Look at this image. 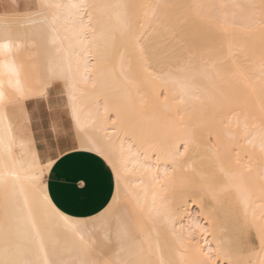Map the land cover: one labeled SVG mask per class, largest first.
I'll return each instance as SVG.
<instances>
[{"label": "bare ground", "instance_id": "6f19581e", "mask_svg": "<svg viewBox=\"0 0 264 264\" xmlns=\"http://www.w3.org/2000/svg\"><path fill=\"white\" fill-rule=\"evenodd\" d=\"M34 2L39 3V0ZM90 2L98 5L132 6L127 9L131 20V37L121 36L116 31L118 24L114 14L109 13L110 19L109 14L98 15V30L116 31V40L106 57L94 61L87 85L78 81L79 74L76 73L78 87L86 89L87 93L81 96L79 91L76 92L81 119L89 125L87 134L98 143L80 144L72 120L68 88L61 82L58 88L53 86L47 89V96L44 98L29 97L24 103L23 112H10L13 124L31 122L28 124V131L35 141L32 149L40 157L38 165L42 167L46 159L53 155L58 158L70 150L89 151V147H99L114 159L122 154L129 158L138 157L146 165H156L159 158L160 167H153L149 173L133 168L121 181V191H124L125 183L138 196L143 195L145 186L149 192L154 189L165 199L166 207L174 210L177 233L186 232L188 226L193 224L190 217H194L199 225L198 238L206 235L213 248L219 241L220 247L226 250L243 251V206L238 202L235 191L228 186L217 162L219 158L226 167L230 166L231 141L221 130L212 127V122L220 113L221 105H224V113L235 109L234 123L236 118L242 122L247 116L250 118V126L252 123L259 125L264 116L260 96L261 63L264 61V26L259 29L264 21L262 0ZM10 3L11 0H0V37L12 34L31 42L28 53L29 75L33 81H39L41 75L49 70L66 67L69 62L73 64L75 72L76 57L83 51L82 46L73 42L69 48L67 41L62 45L52 44L50 26L43 22L44 17L34 14L30 17L13 16L8 7ZM149 3L169 7L156 9L155 18L148 22L145 19L146 10L136 6ZM233 4L245 7H232ZM193 5L200 7L196 9ZM249 5L255 7H248ZM56 27L58 35L62 37V27L60 24ZM248 27L251 30H247ZM164 29H169L170 32ZM139 47L144 48L142 57ZM153 71H173L186 85L185 90L179 85L172 88V96L176 99H171L170 112L157 107L154 91L156 82L149 76ZM177 111L179 115L176 114ZM113 118L117 119L116 125L112 124ZM50 129L56 131L49 134ZM184 144H187V153L178 158L175 171H172L170 164L167 165L170 173L165 180L167 187L160 192L159 186H154L151 182V176L158 171L163 177L166 161L175 154L177 147L183 152ZM14 151L26 163L30 160L28 156H21L23 149L17 147ZM90 152L98 155L111 169L115 194L117 181L112 167L97 152ZM248 152L255 156L251 162L253 172L248 177L253 193L248 215L251 217L255 212L259 218L264 201V178L259 175L262 158L258 145L249 148ZM244 163L247 164L248 161ZM48 170L49 168L44 169L41 177L46 192L45 176ZM141 181L144 183L140 184ZM138 184L140 187H137ZM192 189L199 193L194 209L193 205H184V200ZM0 196L4 210L3 220L0 221V258L4 257L6 248L14 249L16 245L21 246V257L27 253V258H31L35 251V238H26L28 224L22 197L2 188ZM28 196L33 217L40 223L42 217L36 205L37 197L32 193ZM201 197L202 203L199 202ZM112 198L113 196L108 203H111ZM205 198L212 200L210 206L205 204ZM137 215L135 204L130 199H124L122 206L112 209L113 217L125 220H134ZM47 227L59 230L55 222ZM110 227L114 229L115 225ZM156 227L161 233V244L167 246L173 240L170 230L163 224ZM87 228L96 230L100 225L89 223ZM202 229H207V232ZM97 235H102V232H97ZM195 257L196 253H188L189 259Z\"/></svg>", "mask_w": 264, "mask_h": 264}, {"label": "snow or ice", "instance_id": "6c2138e0", "mask_svg": "<svg viewBox=\"0 0 264 264\" xmlns=\"http://www.w3.org/2000/svg\"><path fill=\"white\" fill-rule=\"evenodd\" d=\"M231 6L245 7L240 4ZM8 7L13 16L30 17L34 14L44 17L43 22L50 26L52 44L62 45L67 41L71 48L72 43L76 42L82 46L83 51L76 57L75 72L73 64L69 62L66 67L43 73L39 81L34 82L29 75L28 53L31 42L12 34L0 37V188L6 192L9 190L16 192L22 197V206L27 214L28 224L26 238H35V251L31 258H27V253L21 257V246L16 245L14 249H5L4 257L0 258V264H219L221 260H224L225 264H264V201L261 204L259 218L255 212L251 217L248 215L253 198L248 177L253 172L251 162L255 159L254 154H250L248 149L258 145L262 158L259 175L264 178V116L261 117L259 125L252 123L250 126V118L247 116L242 122L236 118L234 123L235 109L224 113L222 111L224 105L220 106L221 111L213 120L212 127L221 130L222 134L231 141L230 166L226 167L219 158L217 162L220 172L228 181V186L235 191L238 202L243 206L242 228L250 238L245 251L226 250L220 247L219 241L213 248L206 235L198 238L199 225L194 217H190L193 224L188 226L186 232L177 233L174 210L166 207L165 199L154 189L149 192L148 187L145 186L143 195L138 196L129 190L125 183L124 191H121V181L133 171V168L143 169L145 173H149L153 167H160L159 158L156 165H146L138 157L129 158L122 154L114 159L112 155L99 147H89L88 150L102 156L115 173L117 189L111 203L107 207L102 205L95 217L84 220L74 219L56 207L44 190L41 177L44 169L54 166L57 157L56 155L48 157L42 167L38 165L37 161L40 157L32 149L35 141L28 131V124L31 122L13 124L10 112H23L24 103L29 97L44 98L47 96V89L53 86L58 88L63 82L68 88L72 120L75 123L80 144L98 143L90 134H87L89 125L81 119L76 92L79 91L81 96L87 93L86 89L78 87L76 73L79 74L78 81L87 85L90 82L89 73L94 67V61L108 55L109 49L116 40V31H119L121 36L131 37V20L127 9L132 6L98 5L90 0H70V2L39 0V3H35L34 0H24V2L11 0ZM136 7L145 9V19L151 22L155 18L156 9L169 7V5L149 3ZM192 7L198 9L200 6ZM248 7H255V5ZM262 7H264V0H262ZM110 12L115 16L118 29L116 31L98 30L96 27L100 23L98 15ZM261 23L264 26V21ZM57 24H60L63 29L62 37L58 35ZM164 30L170 32L169 29ZM247 30L251 28L248 27ZM138 51L142 57L144 48L139 47ZM177 71H183V69H177ZM149 76L156 82L154 91L157 107L170 112L171 99H176L172 96V88L179 85L182 90H185L186 85L173 71H153L149 73ZM261 81V110L264 111V61L261 63ZM181 103H183L182 99ZM176 114L179 115V111ZM92 123L94 125L95 121ZM112 124H117L116 118L112 119ZM224 129L227 130L223 131ZM54 131L56 129H50L49 134ZM209 136L211 137V132ZM108 139L111 140V137ZM17 147L24 150L21 156L30 157L27 163L14 151ZM187 150V144H184L183 152L177 147L175 154L166 161L163 177L158 171L151 176V182L154 186H159L160 192L167 187L165 180L170 175L167 165L170 164L172 171H175L178 158L187 153ZM244 161L248 163L245 164ZM143 183V181L140 182V184ZM140 184L137 187H140ZM29 193L37 197L36 205L42 217L40 223L33 217ZM211 194L215 195V193ZM198 195V191L192 189L191 194L184 200V205L197 204ZM122 199H130L134 202L138 213L134 220L112 216V209ZM199 202L202 203V197ZM53 222L59 230L47 227ZM89 223L94 225L98 223L100 228L88 229ZM113 224L114 229L110 227ZM158 224H163L170 230L173 240L167 246L161 244V233L156 227ZM202 231L206 233L207 229ZM97 232H102V235H97ZM189 252L196 253V257L189 259Z\"/></svg>", "mask_w": 264, "mask_h": 264}, {"label": "crops", "instance_id": "0c3cea01", "mask_svg": "<svg viewBox=\"0 0 264 264\" xmlns=\"http://www.w3.org/2000/svg\"><path fill=\"white\" fill-rule=\"evenodd\" d=\"M45 181L51 201L60 211L75 218L96 215L102 205L108 204L114 191L109 166L98 155L85 150H70L60 155L49 168ZM0 209L2 221L1 196Z\"/></svg>", "mask_w": 264, "mask_h": 264}, {"label": "rangeland", "instance_id": "374dc122", "mask_svg": "<svg viewBox=\"0 0 264 264\" xmlns=\"http://www.w3.org/2000/svg\"><path fill=\"white\" fill-rule=\"evenodd\" d=\"M261 26L259 27V29L261 28V27H263L262 26V24H260ZM263 29V28H262ZM264 30V29H263ZM113 182H114V179H113ZM114 186H115V183H114ZM113 194H114V191H113ZM113 194H112V196H113ZM111 200V199H110ZM123 202H124V199H122L121 201H120V203L117 205V207H120V206H122L123 205ZM109 204V203H108ZM205 204L206 205H211L212 204V200L210 199V198H205ZM193 204H190V206H192ZM105 207H107V205L105 206ZM194 205L192 206V209H194ZM197 215H199V214H197ZM92 217V216H91ZM199 217H201V216H199ZM88 218V217H87ZM241 232H242V241H241V244H242V250L243 251H245L246 250V248H247V244H248V242H249V236L246 234V232L243 230V228H242V225H241ZM254 234V233H253ZM254 236V235H253ZM256 243H257V246H258V244H259V241L257 240L256 241ZM224 262V260L223 261H220V264H225V263H223Z\"/></svg>", "mask_w": 264, "mask_h": 264}]
</instances>
